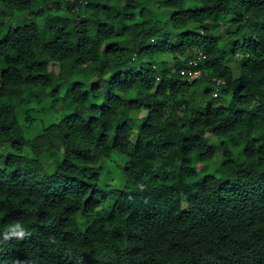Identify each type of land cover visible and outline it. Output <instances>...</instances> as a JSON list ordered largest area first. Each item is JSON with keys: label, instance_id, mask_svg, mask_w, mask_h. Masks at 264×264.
Segmentation results:
<instances>
[{"label": "trees", "instance_id": "obj_1", "mask_svg": "<svg viewBox=\"0 0 264 264\" xmlns=\"http://www.w3.org/2000/svg\"><path fill=\"white\" fill-rule=\"evenodd\" d=\"M0 264H264V0H0Z\"/></svg>", "mask_w": 264, "mask_h": 264}, {"label": "rangeland", "instance_id": "obj_2", "mask_svg": "<svg viewBox=\"0 0 264 264\" xmlns=\"http://www.w3.org/2000/svg\"><path fill=\"white\" fill-rule=\"evenodd\" d=\"M25 24L24 22L22 23H17L16 25H23ZM38 24L42 25V19L39 18L38 19ZM163 59L167 62L168 66L170 68H172L173 66V62H172V58L170 55H163ZM51 67L53 69H57L56 65H51ZM49 103L48 99L43 100L40 103H37L34 99H32L29 104L27 105L26 108L30 109V113L31 114H35L37 111L38 114L40 115V117H45V119L48 117L49 119L52 118V120L54 119V115L51 114V112L49 111L47 113V115H41V106L43 105H47ZM133 141L136 139V137L133 135L131 138ZM28 154V150L25 151ZM220 153L219 151L216 152L215 155V161H213L212 164H210L209 166V172H212L214 170V168L216 167V164L220 161ZM213 159V160H214ZM123 165H124V159L123 156H121L118 153H114L112 155V157L110 159L105 160L102 165H101V178H100V187H103L106 184H113V185H120V183L123 180L124 177V172H123ZM201 167V166H200ZM185 205V202H184Z\"/></svg>", "mask_w": 264, "mask_h": 264}, {"label": "built area", "instance_id": "obj_3", "mask_svg": "<svg viewBox=\"0 0 264 264\" xmlns=\"http://www.w3.org/2000/svg\"><path fill=\"white\" fill-rule=\"evenodd\" d=\"M180 72L182 75H185L187 78L193 79L199 75L200 71L198 69H182ZM220 82H221V80L218 79L217 83H220ZM216 94H217V91L215 90L213 92V95H216Z\"/></svg>", "mask_w": 264, "mask_h": 264}, {"label": "clouds", "instance_id": "obj_4", "mask_svg": "<svg viewBox=\"0 0 264 264\" xmlns=\"http://www.w3.org/2000/svg\"><path fill=\"white\" fill-rule=\"evenodd\" d=\"M9 230L13 231L14 234L23 235V225L20 222H17L14 225H10Z\"/></svg>", "mask_w": 264, "mask_h": 264}]
</instances>
